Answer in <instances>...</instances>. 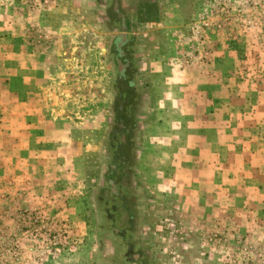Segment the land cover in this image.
<instances>
[{
    "label": "rangeland",
    "instance_id": "1",
    "mask_svg": "<svg viewBox=\"0 0 264 264\" xmlns=\"http://www.w3.org/2000/svg\"><path fill=\"white\" fill-rule=\"evenodd\" d=\"M0 264H264V0H0Z\"/></svg>",
    "mask_w": 264,
    "mask_h": 264
},
{
    "label": "crops",
    "instance_id": "2",
    "mask_svg": "<svg viewBox=\"0 0 264 264\" xmlns=\"http://www.w3.org/2000/svg\"><path fill=\"white\" fill-rule=\"evenodd\" d=\"M25 37V34L18 35V39L21 41H25ZM6 41L11 42V40ZM42 55V51H38L36 48L35 50H32V52L25 50L24 57L28 59L33 58V61H28V63L25 62L26 64L22 65L19 64L16 67L17 73L20 76L18 89L21 91V95L23 96V99L20 102L22 105L30 104L28 101V93L31 91H39L40 82L45 78V69H43L42 65H38V62L42 59Z\"/></svg>",
    "mask_w": 264,
    "mask_h": 264
}]
</instances>
